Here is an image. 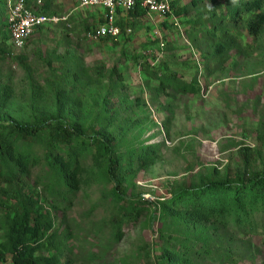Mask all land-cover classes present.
<instances>
[{
	"label": "rangeland",
	"instance_id": "rangeland-1",
	"mask_svg": "<svg viewBox=\"0 0 264 264\" xmlns=\"http://www.w3.org/2000/svg\"><path fill=\"white\" fill-rule=\"evenodd\" d=\"M41 3L54 20L23 48L9 45L10 57L0 60V83L11 87L13 116L28 115L33 106L49 110L56 83L79 102L84 127L104 124L100 115L104 105L112 118L108 130L124 149L155 144L159 151L153 163L142 168L134 163L127 175L126 196L134 200L155 204L183 181L191 184L203 173L220 178L242 169L237 154L241 146L252 150L250 168L264 169V34L243 58L233 51L228 63L217 69L199 57L188 37L193 24L184 12L142 15L133 21L118 14L123 33L116 39L94 40L87 34L105 22L102 8H79L77 0ZM178 5L191 15L197 12L189 9V0H179ZM217 41L209 39L199 46L208 49ZM171 72L191 83L195 92L168 89L166 95L155 90L157 76ZM72 73L75 79L67 75ZM83 161L81 175L90 179L75 194L64 219L60 212L56 217V224L68 235L66 245L72 247L74 263L153 264L159 224L157 217L151 223L153 206L132 225H123L122 239L113 244L108 229L116 213L110 194L114 184L95 179L90 155ZM44 172L36 165L31 177H42ZM42 195L46 196L43 190ZM251 242L244 259L248 264H264V222Z\"/></svg>",
	"mask_w": 264,
	"mask_h": 264
},
{
	"label": "trees",
	"instance_id": "trees-1",
	"mask_svg": "<svg viewBox=\"0 0 264 264\" xmlns=\"http://www.w3.org/2000/svg\"><path fill=\"white\" fill-rule=\"evenodd\" d=\"M178 2L169 1L172 12L189 17L193 33L188 37L206 66L223 68L233 51L243 58L264 34V0H189V9H197L193 15ZM26 3L34 6L31 0ZM45 5L34 7L48 15ZM6 14L7 0H0V60L11 55ZM118 14L133 21L145 12L139 4L127 12L118 9L115 24L123 33ZM94 28L87 26L88 30ZM215 38L218 41L208 49L199 46ZM114 73L118 74L116 69ZM161 74L156 78L159 93L167 95L168 89L195 92L175 72ZM51 97L49 110L33 106L28 115L13 116L9 111L11 87L0 83V264H76L72 247L66 245L68 235L60 230L56 217L60 212L64 219L75 194L90 179L81 175L87 155L96 165L95 179L114 184L110 194L116 213L109 219L108 229L113 244L122 239L123 225H132L153 206L151 223L156 217L159 221L153 264H248L244 259L247 247L264 222V169L250 168L252 150L248 146L237 150L242 169L220 178L203 173L191 184L183 181L155 204L134 200L126 196L125 179L134 163L142 168L154 162L159 153L156 145L124 149L108 130L112 118L104 105L100 113L104 124L84 127L79 102L65 87L56 83ZM36 165L45 172L34 179L31 170Z\"/></svg>",
	"mask_w": 264,
	"mask_h": 264
},
{
	"label": "built area",
	"instance_id": "built-area-1",
	"mask_svg": "<svg viewBox=\"0 0 264 264\" xmlns=\"http://www.w3.org/2000/svg\"><path fill=\"white\" fill-rule=\"evenodd\" d=\"M32 3L37 7L42 4L41 0H33ZM137 4L145 15H172L168 0H77L79 8L101 7L107 14L103 24L88 32L87 36L94 40L104 36H118L120 29L115 24L117 10L127 12ZM34 6L28 5L26 0H7L6 25L13 48H23L38 27L54 20V17L38 12Z\"/></svg>",
	"mask_w": 264,
	"mask_h": 264
}]
</instances>
